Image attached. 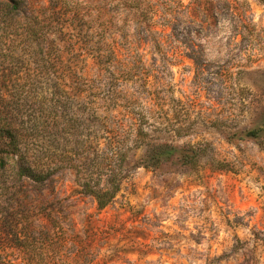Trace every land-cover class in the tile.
<instances>
[{"label":"rangeland","instance_id":"1","mask_svg":"<svg viewBox=\"0 0 264 264\" xmlns=\"http://www.w3.org/2000/svg\"><path fill=\"white\" fill-rule=\"evenodd\" d=\"M14 1L0 264H264V0Z\"/></svg>","mask_w":264,"mask_h":264},{"label":"trees","instance_id":"2","mask_svg":"<svg viewBox=\"0 0 264 264\" xmlns=\"http://www.w3.org/2000/svg\"><path fill=\"white\" fill-rule=\"evenodd\" d=\"M7 1L12 3L15 2L14 0ZM15 158L18 159L16 162L20 164L18 169L20 178H26L34 182H44L50 177L49 174L41 175L34 173L31 167L26 165L27 160L21 153L20 146L10 129L7 128V126L0 127V167H3L5 165V161L8 159L14 161ZM122 160L123 158L119 159V161ZM116 173L117 172L112 174V180H108L109 182L107 181L108 188L105 190L98 189L96 186H92L88 182L83 183L81 186L83 193L92 197L100 210L107 207L115 199V196L119 191L117 183L118 176Z\"/></svg>","mask_w":264,"mask_h":264}]
</instances>
